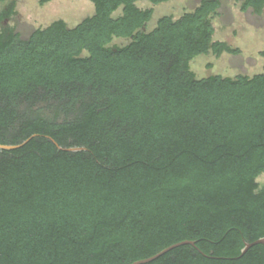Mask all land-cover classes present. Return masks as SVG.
<instances>
[{"label":"trees","instance_id":"1","mask_svg":"<svg viewBox=\"0 0 264 264\" xmlns=\"http://www.w3.org/2000/svg\"><path fill=\"white\" fill-rule=\"evenodd\" d=\"M89 1L74 28L0 30V145L30 139L0 150V264H264L243 253L264 238V72L190 66L240 53L214 40L221 0L151 30L137 4L171 0Z\"/></svg>","mask_w":264,"mask_h":264},{"label":"rangeland","instance_id":"2","mask_svg":"<svg viewBox=\"0 0 264 264\" xmlns=\"http://www.w3.org/2000/svg\"><path fill=\"white\" fill-rule=\"evenodd\" d=\"M201 1L171 0L160 5L139 2L137 5L142 9L154 10L153 19L148 25L151 30L159 18L172 16L177 19L183 13L194 10ZM221 3L222 7L213 19L214 40L224 42L233 49H239L240 53L238 55L224 53L220 57L212 53L208 56H199L191 62V70L198 79L216 75L254 76L264 72V56L261 55L264 52V10L261 15L253 13L252 10L244 12L242 10L244 0H221ZM4 12L9 16L6 19L1 18ZM94 14L95 5L89 0H52L45 5H41L38 0H3L0 1V30L14 28L26 38L33 30L46 28L58 20H63L70 28H74ZM120 14L121 11H117L114 17ZM125 43L126 41H115L118 45ZM45 113L52 114L48 109ZM257 181L264 185V174Z\"/></svg>","mask_w":264,"mask_h":264},{"label":"water","instance_id":"3","mask_svg":"<svg viewBox=\"0 0 264 264\" xmlns=\"http://www.w3.org/2000/svg\"><path fill=\"white\" fill-rule=\"evenodd\" d=\"M30 140V139H29ZM28 140V141H29ZM28 141H26L25 143L19 145V146H3V145H0V150H5V151H11V150H15V149H19L21 147H23ZM54 144L59 148V150H64V151H69V152H79V151H84L85 148H69V149H63L62 147H60L58 145V143H56L54 141ZM257 244H262L264 245V238L253 243V244H247L246 245V248L244 249L243 253H246L248 251V249H250L252 246L254 245H257ZM162 254L152 258V259H149V260H145V261H141V262H137L135 264H144V263H147V262H150V261H153L154 259L158 258L159 256H161Z\"/></svg>","mask_w":264,"mask_h":264},{"label":"flooded vegetation","instance_id":"4","mask_svg":"<svg viewBox=\"0 0 264 264\" xmlns=\"http://www.w3.org/2000/svg\"><path fill=\"white\" fill-rule=\"evenodd\" d=\"M2 15H3V14H2ZM4 16H6V18H8V17H9V16H8V13H4ZM6 18H5V19H6Z\"/></svg>","mask_w":264,"mask_h":264}]
</instances>
